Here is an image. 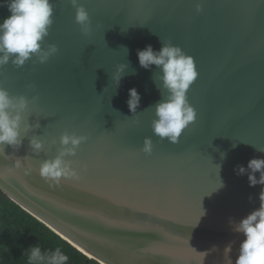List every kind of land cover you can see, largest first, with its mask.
Here are the masks:
<instances>
[{
    "label": "water",
    "instance_id": "obj_1",
    "mask_svg": "<svg viewBox=\"0 0 264 264\" xmlns=\"http://www.w3.org/2000/svg\"><path fill=\"white\" fill-rule=\"evenodd\" d=\"M80 3L87 34L70 0H52L45 46L58 51L45 63L0 68V86L28 98L23 115L33 125L18 149L0 148V190L100 264H228L229 242L235 264L244 237L229 221L259 207L262 187L234 169L264 157V0ZM9 15L0 6V22ZM162 42L191 55L198 72L187 90L196 119L175 144L152 132L164 90L154 83L160 70L137 57ZM119 63L128 68L116 88ZM132 87L141 95L136 113L126 103ZM65 131L87 136L66 157L78 176L45 180L39 162L57 154ZM31 135L45 139L39 154ZM146 136L151 154L142 151Z\"/></svg>",
    "mask_w": 264,
    "mask_h": 264
},
{
    "label": "clouds",
    "instance_id": "obj_2",
    "mask_svg": "<svg viewBox=\"0 0 264 264\" xmlns=\"http://www.w3.org/2000/svg\"><path fill=\"white\" fill-rule=\"evenodd\" d=\"M70 2L76 9V22L87 34L90 31L88 11L80 0ZM5 5L10 15L0 22V68L9 63L19 68L33 57L40 63H45L58 51L55 44L45 46V37L49 35L53 24L52 0H0V6ZM196 8L200 11L201 5L198 3ZM124 50L127 54V49ZM137 57L142 68L150 69L155 66L160 70L154 74V83L160 90H164L162 99L153 108L155 118L151 123L152 132L161 140L167 138L170 143H178L182 132L196 119V110L187 100V90L198 76L194 58L171 42H162L159 50L148 44L137 50ZM126 68V63L116 65L112 74L116 88H119ZM35 99L34 96L33 100ZM140 101L141 95L137 89L130 88L126 103L132 113H136ZM28 103L25 95H11L7 88L0 86V148L10 145L18 149L23 142L22 131L27 135L33 127L25 121L23 115ZM35 127H39V124ZM85 140V135L63 132L59 137L61 147L57 154L39 162V175L56 183L65 177H77V170L72 166L74 162L66 157L74 156ZM52 142L55 143V140ZM44 143L45 139L40 136H30L29 144L34 153L39 154ZM142 151L146 154L153 151L150 136L144 138ZM234 171L237 175L246 174L250 187L258 184L262 186L259 207L239 221H229L232 231L244 237L240 242L235 264H264V157H253L249 159L247 166L237 165ZM233 243L229 242L224 249L228 264H233L230 256ZM27 257L29 264H68L69 260L60 248L44 252L39 246L30 247Z\"/></svg>",
    "mask_w": 264,
    "mask_h": 264
},
{
    "label": "trees",
    "instance_id": "obj_3",
    "mask_svg": "<svg viewBox=\"0 0 264 264\" xmlns=\"http://www.w3.org/2000/svg\"><path fill=\"white\" fill-rule=\"evenodd\" d=\"M32 246L44 252L60 248L69 257L68 264H100L0 190V264H29L27 250Z\"/></svg>",
    "mask_w": 264,
    "mask_h": 264
}]
</instances>
